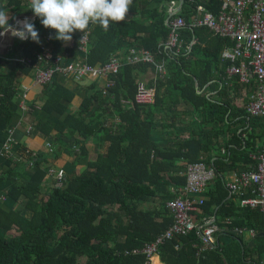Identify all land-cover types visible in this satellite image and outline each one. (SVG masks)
<instances>
[{
  "label": "trees",
  "instance_id": "16d2710c",
  "mask_svg": "<svg viewBox=\"0 0 264 264\" xmlns=\"http://www.w3.org/2000/svg\"><path fill=\"white\" fill-rule=\"evenodd\" d=\"M170 1L133 0L126 19L110 23L107 31L90 24L86 30L89 34L85 54L78 49V38L82 32L72 34L73 43L66 49L70 59H78L81 53L84 61L96 66L106 63L116 53L123 54L130 49L149 50L156 62L165 63L166 71L158 72L149 62L128 63L125 60L118 72L107 76L105 83L95 79L90 85L79 84L77 90V83L75 88L65 83V79H73L72 76L57 73L54 82L43 86V101L38 104L40 109L34 101L29 103L30 112L35 113L31 134L50 141L53 151L48 155H35L24 145H16L12 149L10 143L9 154L1 156L8 169L0 171V264H146L147 255L140 251L132 252L133 249L143 248L146 242L153 241L173 222L166 200L154 207L142 206L154 203L156 190L151 185L161 179L160 161L173 156L171 151L160 152L152 141L151 118L166 97H177L188 109L199 112L201 124L193 127L185 142H179L180 149L186 152L183 156L188 157L190 163L199 161L192 153L206 150V144L202 142L204 136L208 141L229 131L233 124L229 116L232 115L242 123L245 121L251 129L242 152L244 166L240 170L235 169L236 172L246 171L245 165L252 162L248 155L260 151L264 117L249 116L245 108L234 112L231 100H228L229 96L241 93L243 88L249 100L255 90L254 76L248 84H241L236 76L228 77L225 70L230 62L221 58V49L231 44L229 39L206 27L190 26L196 4L202 3L207 12L216 14L219 0H183L180 11L169 19L182 17L185 21V26L180 29V51L174 53L164 48L170 32L165 23ZM22 3L27 2L12 0L8 7L0 9H10L11 6L18 11ZM33 24L40 43L28 38L19 41L18 47L22 57L37 61L45 36L51 34L54 37L55 30L45 28L37 17ZM49 45L53 56L46 62L52 63L61 53L64 43L53 39ZM5 63H10L9 69L5 68ZM34 71L33 63L27 65L0 56L2 145L6 144L10 121L18 111V87L22 77ZM149 71L154 74L149 85L154 87L155 97L152 104L143 106L136 103V95L142 75ZM107 81L111 84L105 86ZM229 81L231 86L226 85ZM202 88L204 91L197 93ZM213 91L221 99L213 101L206 97ZM78 95L81 98L79 109H73ZM122 101L132 106L127 107ZM94 102L96 106H93ZM111 117L118 119L119 123ZM107 118L111 121L109 126H106ZM96 135L111 145L103 156L99 155L78 175L76 168L80 155L76 148L86 143L80 139L88 141ZM123 139L128 140L126 144H122ZM196 141L197 144L192 145ZM64 150L72 154L73 160L66 167L64 178L59 180L51 174L54 165L50 164V157L57 162ZM13 158L21 160L23 167L29 168L30 174H25L21 181L12 171L15 167L11 165L15 161L10 159ZM220 163L222 161L214 162L213 187L205 193L211 198L209 201L203 199L200 206L207 211L215 203L218 205L216 212L221 217L234 216L235 224L256 226V245L249 247L241 237L225 233L227 240L197 255L196 246L201 239L194 229L159 245V256L164 264H248L250 248L259 255L263 254L264 235H259V232L264 229V214L258 207H235L231 200L224 203L228 194L223 181L224 168L217 166ZM137 164L144 170L142 176L131 170ZM169 179L176 182L172 176ZM248 197L249 193L245 195ZM15 204L23 209L14 210ZM158 216L160 220L156 219Z\"/></svg>",
  "mask_w": 264,
  "mask_h": 264
},
{
  "label": "crops",
  "instance_id": "0c3cea01",
  "mask_svg": "<svg viewBox=\"0 0 264 264\" xmlns=\"http://www.w3.org/2000/svg\"><path fill=\"white\" fill-rule=\"evenodd\" d=\"M9 1L12 0H0V7H8ZM181 1L183 3V0H178V1L171 0L169 2L167 9L169 14L177 9L178 11H180L182 7ZM26 2L27 3H22L23 5H21L20 8L17 9L18 11L13 10L11 6H9L10 9H6L9 15V21H8L9 25L15 26L16 21L18 20L23 21L26 17L29 18L32 23L35 21L36 17L34 16L32 10L29 9V0H26ZM15 17H17V19L12 23ZM166 24H168V22ZM0 32H4V29H0ZM73 40L74 39H72L70 43L67 44L64 43L61 51L62 54L68 55L70 57V53L66 49L67 47L72 45ZM19 41H22V39L12 36L11 33L0 35V56H2L4 59H9V61H12L15 58L22 57L21 50L18 47ZM129 53L130 51L123 53L122 55L124 57L122 60H125L126 57L129 55ZM81 55L82 54L80 53L77 56V58L84 60L85 57L82 58ZM69 60L71 59L69 58ZM4 65L5 68L8 69L10 68V63H5ZM153 75L154 74L152 73V71L145 73L144 75H142L140 83H145L147 87L152 88V90H154V87L149 85L150 78ZM228 75H229L228 77L231 78L236 76L230 74ZM34 78H35V71L29 73L25 77H22V81L18 87V91H19L17 96V99L19 101L18 111L16 117L10 121V128L8 131V135L12 149L16 145L18 146L24 145L27 150L31 151V153L35 155L37 154L48 155V153L50 154L52 153V151L47 146V144L50 143V141L38 136H34V134H31V132H33V121L35 120L34 119L35 113H33V111L30 112L29 103L34 101L37 104V109H40L38 104H41L43 101L42 91L44 86L41 84H36L34 82ZM236 78H238V76H236ZM95 79L102 80L105 83L107 77H95V78L83 77L81 79L67 78L65 79V83L72 88H75L76 87L75 83H77V90H78L79 84L90 85ZM107 83L108 81L106 82L105 86H107ZM226 85L231 86V82L229 81ZM197 87L198 86L196 85V88ZM202 91H204V88H202V90L200 91H197V93L200 94ZM102 94H104V91ZM229 94L232 95L236 93H229ZM206 97L213 101L214 99L216 100L221 99L216 95V91H213L212 93H207ZM165 99L166 100L161 102V106L157 107L158 109L154 111L153 117L152 118L149 117L153 120L151 121L153 128L152 141H154L155 145L157 146V149L160 152L171 151L173 156L171 157V159L167 161H163V160L160 161L161 169L159 171L161 172L160 174L161 179L159 181H156V184L153 183L151 185L156 190V197L154 203H149L148 206L154 207L155 205L160 204L163 200H166L165 203H166V207L168 208L169 215L173 217L171 210L167 206V202H169L170 200L174 199L177 196L178 193H176V190L184 187L183 183H184L185 169H186V165L190 163V159L188 157L183 156V154H186V152L183 149H180L179 142L180 141L185 142L189 138V135L193 127L195 128L196 126H198V124H201L200 123L201 118L198 111H195L192 108L188 109L186 105H184L177 97H166ZM228 100H231L230 104L232 105V109L234 112L235 110H240L245 108L246 104L248 103L247 102L248 98L245 88H243L241 93L229 96ZM80 102H81V98L78 95L74 100L73 109L75 108L79 109ZM122 104L127 107L132 106L131 103H128L126 101H122ZM96 105L97 103L94 102L93 106ZM40 115H42V113ZM113 117H111V119H115L114 120L115 123H119L118 119ZM109 119L110 118L106 119V126H109L111 124V121ZM229 120L232 121L233 124L231 125L229 131H227L226 134L219 136L218 138H213L211 140L209 139L208 141L206 136H204L202 142L206 144L205 145L206 150L205 151L202 150L203 152L201 151L199 152L198 151L199 148H197L196 151L198 152L192 153V155L197 157V159L199 160L196 161L195 163L201 162L208 167H213L215 161L218 160L222 161V163L218 164L217 166L218 168H224V172H223L224 183L230 181L233 175H240L241 173H243V172L238 173L236 172V170H240L242 166H244L245 162L243 161L242 158V152L246 147L245 140H247V136L251 131L249 125L246 124L245 121H243L242 123V121H240L238 117H233L232 115L229 116ZM80 140L86 143H84V146L79 144L78 148H76V151H78V155H80L78 157V163L76 168V172L78 173V175H80L87 168L89 163L95 162L98 159L99 155L103 156L106 153V149L111 145L108 141L104 140L103 137H99L97 135L90 138L88 141H86L83 138H81ZM127 141L128 140L124 141L123 139L122 144H126ZM227 142H229V144L226 145ZM196 144L197 141L194 142L192 145H196ZM263 144H264V138L262 142V147ZM2 146L3 145L0 144V150L2 149ZM262 147L259 152L248 155V158H250L252 162L245 165V168H247V170L244 172H249L256 168L257 160L255 158L261 152ZM81 149L83 150L82 152ZM67 150L63 151L57 162H55L53 158L50 157L51 158L50 164L53 163L54 167L52 168H54V170L55 169L59 170L62 168L66 171V167L73 160L72 154ZM10 157H11V153H10ZM10 160L13 162L14 161L18 162V165H15V162L12 163L11 165V167H15L14 169H12V171L15 172L14 175H16L15 177L17 180L21 181V179L25 177V174H30L28 166L23 167V163L21 160L19 161V159H14V158ZM7 169L8 167L5 165V161L0 155V171H6ZM131 170L140 173L141 176L144 174V170L139 167V164L133 165L131 167ZM169 176L176 178V182L171 181L169 179ZM212 187H213V182H210L207 186L205 193H209ZM204 196L205 194L199 196H189V197H193L198 200L203 198L206 199L207 201H209L211 198V195H206L205 197ZM230 196L231 195L228 194L225 197V199L223 200L225 201L224 203H227L226 201L231 200L235 207L249 206L242 204L240 199L238 200L235 198H230ZM142 206H144V204ZM12 208L18 211L23 209L18 204H15ZM217 208L218 205L212 203L207 211H204L200 205L198 209L191 211L192 219L197 225L201 226L202 228H206V227L213 228V237H214L213 245L211 247L208 246L204 247V244L201 241L196 246L197 255H201L203 252L215 248L220 243V241L227 240V237L224 235L225 233H228V236L233 235L236 237L238 236L241 237L242 241L249 247L256 245V234H257L256 226L235 224L234 216L221 217L216 212ZM250 208L257 209V207H250ZM258 210L262 214H264L260 210V208ZM24 213L28 214L26 211H24ZM156 219L160 220L161 218L158 216L156 217ZM220 234L222 236L221 238H220ZM259 235H264V229L259 232ZM176 247L178 246L176 245ZM248 251H249V256H248L249 260L247 261L248 264H256L255 263L256 261L259 262V264H264V252L262 255H259L253 248H250ZM152 261L154 262V264H164L160 259L159 252L155 253V255L152 258Z\"/></svg>",
  "mask_w": 264,
  "mask_h": 264
},
{
  "label": "built area",
  "instance_id": "2783aa9c",
  "mask_svg": "<svg viewBox=\"0 0 264 264\" xmlns=\"http://www.w3.org/2000/svg\"><path fill=\"white\" fill-rule=\"evenodd\" d=\"M193 2V0H188ZM202 2V0H200ZM219 10L216 14L207 12L205 6L200 3L194 7L195 16L191 22V27H206L220 37H226L231 42L230 45L221 49V58L227 59L230 65L226 67V72L230 75L238 76L242 84L250 83V78L254 76L255 90L249 97L245 106V111L253 117H264V0H219ZM185 26L182 17H176L168 21L170 28L169 37L165 44L168 52H179L181 44L179 40L180 29ZM88 34L81 33L78 38V49L82 53L88 51ZM51 34L45 36V43L41 46V51L37 53V61L30 57H20L13 60L22 61L27 65L33 63L35 66L36 84L45 85L52 81L57 73L68 74L75 79L83 77H107L111 73H116L126 60L128 63L140 61L149 62L155 65L160 73H165V63L156 62L149 50L131 49L125 60L117 54L111 55L109 60L102 64L93 66L83 59H71L68 55L59 53L52 61L53 52L49 42ZM111 82L107 83V86ZM154 102V90L140 83L136 95V103L140 105H150ZM6 144L2 146L0 155L5 157L10 151V140L7 138ZM53 151L52 145L47 144ZM256 168L240 175H233L230 181L225 183L227 193L234 197H239L244 205L258 207L264 213V144L261 152L255 158ZM65 170H51L59 180L64 178ZM215 170L201 162L189 163L186 165V183L183 188L176 190L177 196L167 202V206L173 215V222L151 242H146L143 248H135L132 252H143L147 255L146 264H154L152 261L158 247L167 239L186 235L192 230H196L204 247H211L214 242L213 228H202L197 225L191 216V211L198 209L203 203V198L195 199L189 196L204 195L208 184L214 179ZM249 193L250 197L245 198ZM178 246V245H177Z\"/></svg>",
  "mask_w": 264,
  "mask_h": 264
},
{
  "label": "clouds",
  "instance_id": "9594fccd",
  "mask_svg": "<svg viewBox=\"0 0 264 264\" xmlns=\"http://www.w3.org/2000/svg\"><path fill=\"white\" fill-rule=\"evenodd\" d=\"M133 0H29V9L41 24L48 29L55 30L56 39L65 44L73 39L76 31L85 33L90 24H96L104 31L109 29L110 23H120L126 19ZM9 15L0 9V35L11 33L22 40L31 38L40 43L39 34L29 18L16 21V25H9Z\"/></svg>",
  "mask_w": 264,
  "mask_h": 264
},
{
  "label": "water",
  "instance_id": "95a60500",
  "mask_svg": "<svg viewBox=\"0 0 264 264\" xmlns=\"http://www.w3.org/2000/svg\"><path fill=\"white\" fill-rule=\"evenodd\" d=\"M181 3H182V1H181ZM179 7H180V6H179ZM178 12H179V11H178V9H177V10L173 11L172 13H170L169 16H168V18L166 19V23L169 21V19L171 18V16L176 15ZM23 15H24V14H23ZM17 17H18V16H17ZM17 17H15V18L13 19L12 23L17 19ZM12 23H11V24H12ZM56 79H57V77L55 76V77L52 79L51 82H54V80H56Z\"/></svg>",
  "mask_w": 264,
  "mask_h": 264
},
{
  "label": "rangeland",
  "instance_id": "374dc122",
  "mask_svg": "<svg viewBox=\"0 0 264 264\" xmlns=\"http://www.w3.org/2000/svg\"><path fill=\"white\" fill-rule=\"evenodd\" d=\"M64 55H65V54H64ZM118 56H119L121 59H123V57H124V56H123L122 54H120V53L118 54ZM13 61H16V60H13ZM47 150H48V149H47ZM148 204H149V203L145 204L144 207H145V206H148Z\"/></svg>",
  "mask_w": 264,
  "mask_h": 264
}]
</instances>
